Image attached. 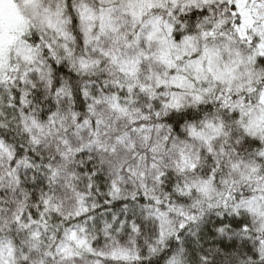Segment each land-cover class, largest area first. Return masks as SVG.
Returning a JSON list of instances; mask_svg holds the SVG:
<instances>
[{"label": "snow or ice", "instance_id": "1", "mask_svg": "<svg viewBox=\"0 0 264 264\" xmlns=\"http://www.w3.org/2000/svg\"><path fill=\"white\" fill-rule=\"evenodd\" d=\"M0 264H264V0H0Z\"/></svg>", "mask_w": 264, "mask_h": 264}]
</instances>
